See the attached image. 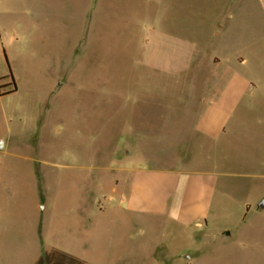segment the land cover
<instances>
[{
	"label": "rangeland",
	"instance_id": "rangeland-1",
	"mask_svg": "<svg viewBox=\"0 0 264 264\" xmlns=\"http://www.w3.org/2000/svg\"><path fill=\"white\" fill-rule=\"evenodd\" d=\"M170 1L162 27L176 39L158 53L145 32L143 12L155 11L148 0H0V76L15 80L2 91L17 89L0 99V264H111L120 166L227 173L202 228L135 227L134 243L174 240L144 264H264V146L254 135L264 127L253 116L264 113V91L247 95L238 113L252 117L229 124L219 151L195 136L190 105L213 75L214 54L231 64L243 57L242 74L264 77L253 51L264 41L211 40L225 0ZM192 41L210 46L199 56ZM243 126L246 140L233 134Z\"/></svg>",
	"mask_w": 264,
	"mask_h": 264
},
{
	"label": "crops",
	"instance_id": "crops-1",
	"mask_svg": "<svg viewBox=\"0 0 264 264\" xmlns=\"http://www.w3.org/2000/svg\"><path fill=\"white\" fill-rule=\"evenodd\" d=\"M148 2L154 4L155 11L143 12V21L148 24L145 32L150 36L149 41L156 42L152 45V49L164 53L167 49L164 41L176 39L174 33L162 27L167 21L166 9L173 3L170 0H148ZM17 5L12 3L11 6L15 9ZM211 24L215 26L211 29L213 41L233 39L263 42L264 0H225L221 13L216 17L213 16ZM3 46L1 50L7 54ZM191 46L196 54L202 55L210 45L203 47L198 41H192ZM253 51L258 59L257 70L263 73L264 46L262 44L253 46ZM211 58L213 75L206 78L202 95L194 98L190 103L194 112L191 120L194 121L195 136L203 141L204 147L208 151L215 149L219 151L222 148L221 140L227 135L229 124L238 121L244 125V122L252 117V114L248 113L249 109L242 114H239L238 110L246 102L249 93L258 94L264 91L262 83L264 77L254 80L242 74L241 69L247 64V60L243 57L236 58L232 64L215 54ZM11 78L10 80L9 75L0 76L2 87L0 99L17 92L15 87L6 93L2 91L15 85L14 78ZM192 86V90H195L196 83L193 82ZM260 104L264 107V102L261 101ZM250 106H253L250 109L257 110L256 102H251ZM253 116L256 125L260 128L264 127V113H255ZM262 129L255 130L254 134L260 139V146H264V129ZM236 133L240 139L248 138L245 126L233 131V134ZM4 148L5 146L0 151ZM114 172L118 173L113 178V195L110 197V208L114 211L112 217L114 225L111 232L118 242V250L111 264L127 262L144 264L146 259L153 257L154 252L157 254V251L162 250V253L166 254L169 248L173 247L174 240L159 246L158 238L155 236L147 237L144 242L134 243L135 227L140 223L146 226L174 224L179 228L194 230L202 228L209 218L219 178L227 174L214 170H149L127 166H120L114 169ZM237 176L255 177L251 172H242ZM96 202L97 200H94L93 205L98 210L99 216L106 217L107 206L102 205L101 201ZM83 223L87 224L86 220ZM88 223L92 225V218H89ZM224 232L226 238H231L236 233V229L228 228ZM176 254L179 256L180 252ZM173 256L177 257L175 254Z\"/></svg>",
	"mask_w": 264,
	"mask_h": 264
},
{
	"label": "water",
	"instance_id": "water-1",
	"mask_svg": "<svg viewBox=\"0 0 264 264\" xmlns=\"http://www.w3.org/2000/svg\"><path fill=\"white\" fill-rule=\"evenodd\" d=\"M4 143L1 141L0 142V149H3ZM257 210L258 211H264V197L259 201L257 205Z\"/></svg>",
	"mask_w": 264,
	"mask_h": 264
},
{
	"label": "trees",
	"instance_id": "trees-1",
	"mask_svg": "<svg viewBox=\"0 0 264 264\" xmlns=\"http://www.w3.org/2000/svg\"><path fill=\"white\" fill-rule=\"evenodd\" d=\"M2 89V87L0 86V90Z\"/></svg>",
	"mask_w": 264,
	"mask_h": 264
}]
</instances>
